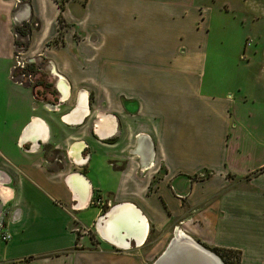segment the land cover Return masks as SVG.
I'll list each match as a JSON object with an SVG mask.
<instances>
[{"label":"crops","instance_id":"1","mask_svg":"<svg viewBox=\"0 0 264 264\" xmlns=\"http://www.w3.org/2000/svg\"><path fill=\"white\" fill-rule=\"evenodd\" d=\"M65 7L0 0V264H225L215 248L239 251V264H264V97L244 92L237 76L228 79L232 91L204 92L203 11L194 0ZM60 11L95 36L88 44L95 64L108 66L99 75L123 82L120 94L137 98L135 112L99 105L97 93L93 105L55 59L47 71L57 104L13 81L14 28L37 25L35 53ZM50 150L61 157L49 159ZM194 161L217 165L220 177L232 173L237 183L250 172L249 188H227L226 178L218 188H185L178 175L190 174ZM94 192L114 194L107 211L93 205Z\"/></svg>","mask_w":264,"mask_h":264},{"label":"rangeland","instance_id":"2","mask_svg":"<svg viewBox=\"0 0 264 264\" xmlns=\"http://www.w3.org/2000/svg\"><path fill=\"white\" fill-rule=\"evenodd\" d=\"M69 1L57 0L65 10V6L68 5ZM194 3L203 11L201 12L202 19L204 18L206 23L210 22L206 34L207 40L204 43V51L207 57L204 71V92L218 95L228 90L232 91L235 87L231 85L232 83H229L228 79L237 76V81L242 85L244 92H249L256 99H262L264 97V0H194ZM61 17L60 23L57 18L56 30L54 28L50 29L46 35L38 39V47L34 51L35 53H33L32 49L30 50V45L31 35L36 31L37 28L35 26L37 25L31 28L30 34L25 38L18 36L17 41L26 44V47L15 49L14 67L17 66V61H22L25 66L35 64L42 73L52 78L53 76L50 75L47 69L49 61L55 59L62 65H67L66 72L72 84L70 80L68 81L73 91L75 93H77V90L85 92L87 94L86 100L88 99L93 105L97 103V99H95V93H97L101 95L98 97L99 105L105 106L106 103L112 104L113 101V106L123 105L128 112H135L137 109V98H125L120 94L122 93L123 82L116 79V75L110 81L105 78L102 79V76L104 77L105 72H107L108 66L104 63L103 70L100 64H95V55L91 54L95 50L88 47L89 42L94 43L92 41L96 39L95 36L92 37L90 32L83 30L82 27H85V25L76 16L67 14L65 18L61 12ZM80 24L83 26L80 27ZM84 42L86 43L84 44ZM37 52H42L43 55L38 58L35 55ZM16 55L18 58H16ZM242 57L243 59H241ZM237 60L241 64L239 67H237ZM251 61L253 66H251V71H249V69H246L245 64ZM110 67L114 72L121 70L120 65ZM102 71H105L104 75H99ZM82 72H85V74L82 75ZM250 73L252 74L251 77ZM24 79L21 80L22 84L28 83ZM49 83L52 84L51 81ZM175 83L185 84V82L180 81H175ZM129 84L136 86L135 82L134 84L132 82ZM51 89H53V85ZM111 89H113L114 96H110V99L109 97L106 98L107 90L111 91ZM116 93L119 95H116ZM178 99L180 100V98ZM77 100L78 98L75 100L78 103L79 100ZM179 104L184 105V101L180 100ZM239 147L241 151H246L249 148V146L245 145ZM60 157V153L50 150L49 159ZM109 166V168L114 170H121L123 167L122 165L114 164V162H109ZM213 167H208L207 164H203L200 161H194L190 174L184 177H182L183 173H181L182 176H180L181 174L178 175V183L184 181L186 185L184 186L183 184V186L185 188H208L209 186L218 188L221 180L226 178L227 183L225 184L227 188L231 185H236L237 187L240 184H243L244 188H249L246 183H249V179L253 176L252 173L249 172L246 177L239 179L237 183L236 175L226 172L224 177H220L217 173L219 167L215 164ZM104 172L105 169L100 164L96 166L94 164L93 173L95 176L99 177ZM156 177L162 179L164 172L158 171ZM155 181L158 180L154 179L151 184H154ZM94 193L93 205L100 207L101 212L107 211L111 206L110 201L111 199L113 200L114 194L104 193L101 195ZM88 232L87 235L94 242L93 233ZM231 260L234 261L235 259L231 257Z\"/></svg>","mask_w":264,"mask_h":264},{"label":"trees","instance_id":"3","mask_svg":"<svg viewBox=\"0 0 264 264\" xmlns=\"http://www.w3.org/2000/svg\"><path fill=\"white\" fill-rule=\"evenodd\" d=\"M57 2V0H54ZM59 5V8L62 10L63 6L60 2H57ZM61 17V11L58 15V22L60 23ZM31 26L28 23H23L20 26H16L14 28V34L16 35V39L14 42L15 49L17 48H24L26 47V44L20 43L17 41L18 36L20 37H26L31 32ZM15 54V51H14ZM21 75H23V79L27 81V77H31L32 81V90L33 94L36 99L44 102H51L52 104H57V97H55V92L53 89H51L53 85L52 78L48 77L46 74L42 73L35 64H28L23 69H14L12 72V76L14 78H19ZM49 81L52 82L49 83ZM26 84V83H25ZM225 262V264H239L240 263V252L239 251H233L223 248H215L213 249ZM231 257H233L235 260H231ZM227 258V261H226Z\"/></svg>","mask_w":264,"mask_h":264},{"label":"built area","instance_id":"4","mask_svg":"<svg viewBox=\"0 0 264 264\" xmlns=\"http://www.w3.org/2000/svg\"><path fill=\"white\" fill-rule=\"evenodd\" d=\"M18 54H20V53H18ZM16 58H18L17 57V55H16ZM24 63H22V61H17V66H15L14 68H13V70L14 69H23L24 68ZM23 75H21L19 78H14L13 76L11 77L12 79H13V81H15V82H17V83H20V84H22V79H23ZM27 80L29 81V82H31V77H27ZM19 264H21V263H19Z\"/></svg>","mask_w":264,"mask_h":264},{"label":"bare ground","instance_id":"5","mask_svg":"<svg viewBox=\"0 0 264 264\" xmlns=\"http://www.w3.org/2000/svg\"><path fill=\"white\" fill-rule=\"evenodd\" d=\"M27 81H28V80H27ZM28 83H32V81H31V82H29V81H28ZM111 215H113V213H112V214H110V216H111ZM130 223H131V222H130ZM132 223H133V222H132ZM133 224H134V223H133Z\"/></svg>","mask_w":264,"mask_h":264}]
</instances>
